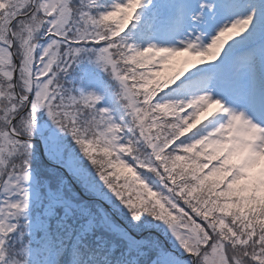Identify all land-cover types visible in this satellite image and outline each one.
<instances>
[{
	"label": "snow or ice",
	"instance_id": "1",
	"mask_svg": "<svg viewBox=\"0 0 264 264\" xmlns=\"http://www.w3.org/2000/svg\"><path fill=\"white\" fill-rule=\"evenodd\" d=\"M0 185V264H264V0H0Z\"/></svg>",
	"mask_w": 264,
	"mask_h": 264
},
{
	"label": "rangeland",
	"instance_id": "2",
	"mask_svg": "<svg viewBox=\"0 0 264 264\" xmlns=\"http://www.w3.org/2000/svg\"><path fill=\"white\" fill-rule=\"evenodd\" d=\"M85 73H87V75H85ZM66 79L71 81L74 85H78L84 91H95L97 94L101 95L102 100L105 102L107 101L104 98L105 95L112 96L111 107H109L107 104L106 107L110 110L112 109L114 114H118L119 111H122L121 101L118 99V82L94 63H89L87 60H81L80 63H75L69 69ZM92 84L94 86L98 84L97 88ZM41 148L43 149L44 155V148L43 144L41 143V146H39L36 156L32 162L34 175L41 171L39 167L41 164H47V157L44 156L46 157L44 160L40 154ZM25 171H27V169H25ZM11 178L18 179L14 173L11 175ZM9 191H12L9 185H0V195L7 196ZM12 198L14 199L15 197L13 196ZM8 219L9 222L16 223L21 219V217L17 215L14 217H8Z\"/></svg>",
	"mask_w": 264,
	"mask_h": 264
},
{
	"label": "trees",
	"instance_id": "3",
	"mask_svg": "<svg viewBox=\"0 0 264 264\" xmlns=\"http://www.w3.org/2000/svg\"><path fill=\"white\" fill-rule=\"evenodd\" d=\"M93 85V84H92ZM94 86V85H93ZM97 86H98V84H96V86H94V87H96L97 88ZM106 99H107V101H108V103L111 105V101H112V96H110V95H108V96H106Z\"/></svg>",
	"mask_w": 264,
	"mask_h": 264
}]
</instances>
